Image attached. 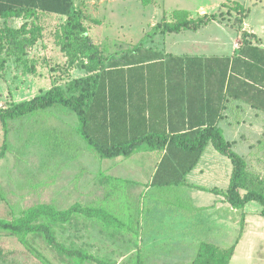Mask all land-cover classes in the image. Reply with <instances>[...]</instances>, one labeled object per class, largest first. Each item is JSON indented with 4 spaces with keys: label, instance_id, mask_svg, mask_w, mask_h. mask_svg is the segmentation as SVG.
I'll return each mask as SVG.
<instances>
[{
    "label": "rangeland",
    "instance_id": "rangeland-1",
    "mask_svg": "<svg viewBox=\"0 0 264 264\" xmlns=\"http://www.w3.org/2000/svg\"><path fill=\"white\" fill-rule=\"evenodd\" d=\"M143 1L146 0H73V4L74 9L88 19L114 23L109 22L111 29H104L97 21L91 23L89 35L93 39L109 37L131 43L154 35L165 37L169 33L156 25L175 21L174 12L177 11L178 17L189 19L205 13L214 14L215 18L208 23L210 29L206 31L212 29L213 33H219L224 26L233 28L235 38L239 37L234 42L230 40L234 48L240 47L244 40L264 47V0H148L146 4ZM23 22V18H17L10 24L20 27ZM44 26V38L29 47L24 56L28 67L33 65L35 72L28 71L24 63L16 62L14 56H7L4 69L0 70V108L46 91L55 79L60 78L62 86L67 84L69 72L64 66L65 58L53 41L55 27ZM186 30L190 29L180 32ZM242 31L247 33L244 40ZM84 73V69H76L71 78ZM260 117L262 124L258 122L259 125L251 129L253 140L247 142L251 147L247 158L250 157L249 169L262 174L264 113ZM248 120L253 121L249 116ZM77 126L75 112L60 105L8 122L7 148L0 158L1 218L18 217L25 209L40 203L58 209L76 202L102 206L128 222L131 229L106 228L96 219L79 217L54 226L57 239L66 246L87 250L111 263L128 262L140 253L143 264H188L200 241L221 247L236 242L232 264H264V243L262 237L255 236L259 230L254 227L246 233L250 228L247 220H254V216L245 219L244 215L241 227L240 210L219 205L212 207L206 200L200 202L195 193L198 190H141L130 184L102 182L101 157L88 147L77 132ZM3 133L0 122V150ZM206 161L208 166L216 162L208 156ZM208 173L204 172L203 176ZM197 201L200 208L192 206ZM256 224L259 225L258 221ZM30 238L35 252L16 237L0 231V264L72 263L42 237ZM83 264L100 263L87 261Z\"/></svg>",
    "mask_w": 264,
    "mask_h": 264
},
{
    "label": "trees",
    "instance_id": "trees-1",
    "mask_svg": "<svg viewBox=\"0 0 264 264\" xmlns=\"http://www.w3.org/2000/svg\"><path fill=\"white\" fill-rule=\"evenodd\" d=\"M143 2L146 4L148 0ZM174 13L175 21L164 22L156 27L166 33L179 32L183 29L197 30L215 18L214 14L205 13L189 19L178 17L177 11ZM13 18H23L24 22L20 27H13L10 24ZM93 22L96 21L88 19L74 9L73 0H0V70L4 69L7 56H14L16 62L24 63L28 71L35 72L33 65L28 67L24 56L29 47L44 38L46 30L44 25L49 24L55 27L53 41L63 53L64 66L69 72L66 85L59 84L60 78L55 79L46 91L0 108V122L4 131L0 158L4 156L7 148L10 120L60 105L75 112L78 119L77 132L87 142L88 147L94 148L103 158L130 156L143 144L152 150H165L152 185L186 184V174L195 167L206 146L212 144L218 153L226 156L231 162L228 187L225 190H207L197 185L193 186L223 196L231 208L240 210L241 227L244 223V208L248 203L255 202L259 205L258 214L264 218V177L249 169L248 160L233 149V142L225 138L223 130L217 124L223 103L231 99H239L264 112V47L245 41L244 36L247 33L242 31L244 42L235 56L212 60L211 71L214 72L218 83L215 84L214 90L213 117L208 116L205 124L196 123L192 118H188L185 132L146 131L135 133L125 141L107 145L102 141L105 136L115 138L118 135L114 126L111 127L113 131H108V127L105 126L104 132L102 127H95L91 121L95 110L101 113V102L107 101L104 94L110 98L116 80L109 76L110 69H105L104 64L106 58L89 35L90 24ZM251 36L255 37L252 34ZM80 68L84 69V75L71 78L72 72ZM217 73H220V77ZM113 109L105 108V112L112 113ZM79 217L96 219L106 228L120 231L131 229L128 222L105 207L76 202L65 209L40 203L25 209L18 217L14 216L11 219L0 217V231L16 237L33 252L35 249L31 245L30 237L40 236L57 251L70 258L72 262L70 264H83L87 261H96L100 264H143L140 253L131 257L128 262L111 263L95 257L87 250L64 245L57 239L54 226L67 224ZM235 244L236 242L221 247L212 242L200 241L194 257L188 264H230Z\"/></svg>",
    "mask_w": 264,
    "mask_h": 264
},
{
    "label": "crops",
    "instance_id": "crops-1",
    "mask_svg": "<svg viewBox=\"0 0 264 264\" xmlns=\"http://www.w3.org/2000/svg\"><path fill=\"white\" fill-rule=\"evenodd\" d=\"M15 19L17 18H13ZM92 20L104 26V29L107 27L111 29L109 24L111 21L106 24L99 19ZM209 24L197 30L172 32L161 38L154 35L153 38H140L131 43L125 39L109 37L93 39L99 47L105 46L104 49L101 48V53L106 58L105 69H110L109 76L116 80L110 98L104 94L108 102L105 100L101 102V113L95 110L91 121L95 127H102L104 132L105 126L108 127V131H113L111 127L114 126L115 133H118L115 138L105 136L102 140L104 144L125 141L135 133L146 131L185 132L188 118H192L196 123L205 124L208 116L213 117L214 90L218 80H215L216 76L211 71L212 60L235 56L239 47L234 48L233 44L230 46V40L234 42L239 37L235 38L233 28L228 26H224L219 33H213L212 29L206 31L210 29ZM217 76L220 77V73H217ZM105 108H114V112H105ZM263 113L239 99L224 102L220 110L218 126L223 130L225 138L233 142V149L247 160L250 158H247V155L251 150L247 142L253 140L251 129L262 124L260 116ZM248 116L253 121H247ZM164 153L165 150H152L143 144L130 156L119 155L111 158L100 156L102 182L130 184L132 188L141 190H198L195 193L199 195L200 202L206 200L212 207L219 205L222 208H231L223 196L210 191H199L193 186L194 183L207 190H225L228 187L231 162L226 156L218 154L212 144L206 146L195 167L186 174V184H151ZM207 156L215 159L217 163H209L208 166ZM204 172H209L208 176H203ZM261 175L264 177V172ZM197 204L198 201L192 206L197 208L199 206ZM259 209V205L255 203H248L245 206V219L247 216H254V220H247L250 228L246 233L248 234L254 227L257 228L259 231L255 236L262 237L261 242L264 243V218L258 214ZM256 221L259 223L258 226ZM256 246L257 244L254 248ZM232 262L234 261L231 259L230 264Z\"/></svg>",
    "mask_w": 264,
    "mask_h": 264
}]
</instances>
